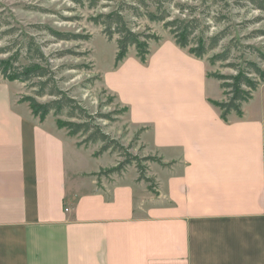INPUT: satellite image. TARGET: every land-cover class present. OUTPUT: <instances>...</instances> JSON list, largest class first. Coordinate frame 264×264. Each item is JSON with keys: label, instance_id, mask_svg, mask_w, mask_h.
<instances>
[{"label": "crops", "instance_id": "crops-1", "mask_svg": "<svg viewBox=\"0 0 264 264\" xmlns=\"http://www.w3.org/2000/svg\"><path fill=\"white\" fill-rule=\"evenodd\" d=\"M208 74L163 41L105 75L165 163L149 165L153 188L133 166L102 173L108 152L0 74V264H264V83L226 120Z\"/></svg>", "mask_w": 264, "mask_h": 264}, {"label": "trees", "instance_id": "trees-1", "mask_svg": "<svg viewBox=\"0 0 264 264\" xmlns=\"http://www.w3.org/2000/svg\"><path fill=\"white\" fill-rule=\"evenodd\" d=\"M75 3L89 8H97L101 4V0H73ZM173 0H119L116 7L109 11H101L90 17V20L95 24L103 25V32L109 40H113L117 36L118 51L116 54V64L118 65L127 56L131 46L136 47L138 56L145 63L149 54V41L151 39L159 40L157 34L147 32H137L129 24L126 14L132 13L137 16L145 15L150 21L163 22L166 28H169L174 35L177 44L189 49V51L199 58H203L212 49H217L222 42L231 36L234 26H226L223 30L207 35L209 26L203 25L200 16L195 15L199 11V7L185 4H177L179 11L184 14L189 9V16H179L171 18V3ZM209 0H205L207 8L204 9L206 15L211 14L212 4H208ZM220 1H225L222 6L231 5L226 0H211L213 3L219 4ZM237 5L247 6L252 5L261 12L256 20L260 21L264 18V0H237ZM216 22L231 20L229 15H225L218 11L213 15ZM248 21L245 22L247 26ZM10 21L0 18V39L6 35L14 36L15 27L7 28ZM6 27V28H5ZM149 28V27H148ZM47 32L57 39L62 40H78L88 39L89 35H81L72 32H62L54 30L50 27H44ZM235 30V29H234ZM236 32V30H235ZM264 36V29H255L248 38H256ZM10 43L5 47H0V53H8V58L0 59V72L10 81H20L27 84L28 88L33 90V95H25L22 101L28 102L36 116L41 120H45L47 116L53 112L58 117L57 123L61 128L68 130L70 135H83L85 139L80 141V144L88 145L102 142L103 145L95 153L101 155L109 149L118 150L124 161L119 162L117 166L101 171L102 173H120L127 164L136 161L139 171V179L150 183L153 188L154 179L147 174V166L142 164L143 160H154L163 165L162 158L158 156H146L140 158L132 153L129 149L123 147L118 140L112 138L109 134L103 131L99 124H96L95 115L84 107L79 100L68 94L59 85V80L56 77L50 64V61L44 53L42 46L26 33H22L21 38L12 37ZM241 51L242 54L238 57L239 62L231 61L234 59V52ZM73 52L66 50L59 55ZM256 54L260 62L264 63V51L254 44H244L240 37L236 34L222 50L216 52L209 57L211 64L218 62H226L227 66L231 67L235 72L224 74L221 72H211L208 75L220 81V86L223 89L225 99L221 101H212L217 107L222 110V117L227 120L231 112H236L237 115H242L243 104L253 97V93L257 90L262 82H264V67L252 58H247L246 53ZM31 56L28 62H22V57ZM49 95L51 99L40 101L38 97ZM115 112H113L114 114ZM66 114L69 119H63L60 116ZM101 117L113 119L111 114H101Z\"/></svg>", "mask_w": 264, "mask_h": 264}, {"label": "rangeland", "instance_id": "rangeland-1", "mask_svg": "<svg viewBox=\"0 0 264 264\" xmlns=\"http://www.w3.org/2000/svg\"><path fill=\"white\" fill-rule=\"evenodd\" d=\"M118 1L119 0H101L100 6L93 9L89 8L88 4L82 6L75 3L73 0H0V18L10 21V25L7 28L15 27L17 29L14 36L6 35L0 39V47L8 45L10 43L9 39H12V37L21 38L23 32L30 37H34L42 46L44 53L48 57L51 64L50 68L55 72L60 87L67 91L69 95L79 100L91 114L95 115L97 118L96 124H99L106 134L118 140L123 147L129 149L130 153L144 158L146 156H154L151 155V153L148 154L149 148L142 139L144 127L134 125L130 121L128 108L123 106L117 96L111 93L104 85L105 75L119 67V64L125 61L129 56H136L139 60H141V58L138 56L136 47L131 46L125 59L117 65V36H115L113 40H109L103 32V25L95 24L90 20L92 15L101 11H109L116 7ZM226 1L230 2L231 5L222 6L225 1H220L219 4H217L209 0L208 4L213 5L211 14L209 15L203 12L205 11L204 9L207 8L205 0H173L170 6L171 18L179 16H183L184 18L185 16H189V9L182 14L177 7L178 3L198 6L200 9L195 15L200 16L202 19L201 21L204 22L203 25L209 26L207 30V35L209 36L223 30L226 26H234L231 36H229L226 41L224 40L217 49H212L203 57L208 64L209 73L221 72L224 74H231L235 72L231 67L227 66V61L218 62L213 65L210 63L209 57L221 51L222 47L224 45L226 46L236 34L241 38L244 44H254V46L264 51V36L248 38V35L255 29H264V18L260 21L256 20L262 15L261 12L252 5H237V0ZM218 11L225 15H229L232 19L216 22L213 15ZM126 16L130 26L135 31L154 33L160 37L159 40L151 39L149 41V54L147 55L145 63H147L151 51L158 47L159 43L161 44L163 41H173L177 43L174 35L169 28L165 27L163 22L156 23L150 21L145 15L137 16L132 13H127ZM246 21H248L247 26L245 25ZM46 26L57 31L89 35V38L78 40L57 39L44 29ZM66 50H73V52L66 53L62 56L59 55V53ZM186 50L191 53L189 49ZM241 54V51H235L234 59L231 61L239 62L240 60L238 57ZM8 55V53H0V59L8 58ZM29 57L31 56L22 57L21 61L27 63ZM246 57L252 58L264 67V63L260 62L256 54L247 52ZM209 91L211 95L219 96L222 92L220 83L217 80H211ZM33 94V90L28 88L27 84L23 83V96ZM38 99L44 102L51 99V96L46 95L38 97ZM113 112L115 113L113 114ZM102 113L111 114L113 119L101 117ZM50 114H53V112L51 111ZM54 117L58 119L56 115H54ZM60 117L69 119L66 114ZM75 136L79 138V145H81L80 141L84 140L85 136L79 134ZM88 145H96L99 150L103 143L98 142ZM106 152L109 153L111 167L125 160L118 150L111 148ZM155 162L154 160L142 159V164L146 165L148 168L147 174L149 173L150 163ZM130 166L136 169V161L127 164L123 170ZM154 182L153 185H155Z\"/></svg>", "mask_w": 264, "mask_h": 264}]
</instances>
